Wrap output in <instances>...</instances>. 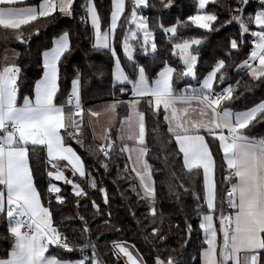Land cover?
I'll return each mask as SVG.
<instances>
[{
    "label": "snow or ice",
    "instance_id": "1",
    "mask_svg": "<svg viewBox=\"0 0 264 264\" xmlns=\"http://www.w3.org/2000/svg\"><path fill=\"white\" fill-rule=\"evenodd\" d=\"M193 4L195 14L166 23L181 7L177 0H111L108 17L97 0H0V240L8 242L0 264H187L194 231L203 234L198 264H264V135L252 131L264 125V99L236 106L245 91L264 86V0ZM60 17L76 21L91 50L110 57V102L86 107L87 77L104 75L96 65L73 68L62 92L63 70L81 34L71 28L41 41L33 61L40 74L21 102L25 66L9 45L30 47ZM190 25L203 32L178 30ZM229 25L238 31L213 42ZM232 67L240 79L230 76ZM58 95L66 99L58 102ZM150 133L167 153L170 191L177 200L188 194L197 202L183 209V228L158 209ZM70 141L85 149L91 164ZM172 159L180 163L176 170ZM113 167L145 207L140 217L134 210L130 215L150 245L149 259L127 240L99 242L106 231L122 229L112 220L107 188L98 186L91 169L108 173ZM37 172L46 180L45 199ZM61 184L71 186L76 212L57 222L53 204L67 201ZM86 188L98 190L109 210ZM82 201L90 202L91 217L81 214L88 208ZM97 218L101 223H90ZM73 219L78 228L64 223ZM173 229L182 235L177 247H168Z\"/></svg>",
    "mask_w": 264,
    "mask_h": 264
},
{
    "label": "trees",
    "instance_id": "2",
    "mask_svg": "<svg viewBox=\"0 0 264 264\" xmlns=\"http://www.w3.org/2000/svg\"><path fill=\"white\" fill-rule=\"evenodd\" d=\"M40 0H29L30 4H38ZM79 2V0H78ZM177 3L181 6L178 8L171 16L165 18V22L171 21L175 23L177 17L185 21L189 14H195L193 11V0H177ZM98 8L101 12L102 17H108L110 15L111 0H97ZM212 7V5H209ZM220 11L221 20L224 18L225 13L222 9ZM151 16L155 15L154 12L148 13ZM190 24V22H188ZM254 27V26H253ZM71 28L74 32L79 31L81 34L77 38L76 49L73 52L72 56L69 58L67 63V68L64 69V73L67 78L62 79L61 81V90L64 92L70 87V80L72 78V70L75 67L86 66V65H96L103 69V77L98 74H93L87 77L88 83L84 85V91L86 95L84 100L86 102V107L97 105L101 103L110 102V86H109V73H110V57L103 51L94 52L91 50V44L87 36L84 34L83 28L79 27L76 21L69 18L60 17L54 24H50L47 28L42 30V35L39 39L35 36L31 42L30 47L18 43H11L9 47L14 49L20 57V62L24 67V84L21 87V102L24 95H31L33 82L38 79L40 74V69L34 64L36 58V50L39 48L41 41L47 43L49 37L54 33L59 32L61 29ZM90 28V26H89ZM181 32H188L193 35H198L203 30L196 29L194 25H190L188 28L178 29ZM238 31V26L229 25L227 30L221 29L219 34H214L212 36L213 42H218L223 40L225 37L229 36L230 33H236ZM119 33V29H118ZM158 40L160 39V34H157ZM159 47V45H158ZM3 45L0 44V54H2ZM203 53L207 54V46L202 50ZM161 55L166 56L168 53L162 51ZM123 60V57H122ZM143 62V61H142ZM236 69L234 67L229 69L230 76H235ZM236 79H240L239 76H235ZM245 79L247 77L245 76ZM179 87H184V82L181 81L178 85ZM243 91V89H241ZM66 99L65 95H58L57 101L61 102ZM264 99V86H257L252 91H245L244 95L240 100L236 101V106L238 108H243L245 106H251L254 102H259ZM123 115V112H121ZM149 129H151V123H149ZM253 134L260 136L264 135V125H257L253 130ZM211 139V138H209ZM149 145H150V163L154 166V179L156 180L157 194H158V209L162 211L166 217L170 218V222L173 224L179 223L183 228V209L191 210L195 207L196 201L193 196L188 194H183L179 200L176 199L175 195L170 191V168L171 166L166 167L164 164V157L167 155L166 152L158 150V146L152 137L151 133L148 136ZM72 147L85 159L86 165L92 163L91 156L81 148L79 145L75 144L74 141H70ZM87 143V141H86ZM215 148V145H212ZM171 159V158H170ZM120 168L122 169L125 163V159L122 157L118 162ZM172 165H175L176 170L179 168V161L172 159ZM42 171V169H41ZM92 175L96 177L98 186H103L107 188L109 201H110V210L112 212V220L117 222V226L121 227L122 232L116 233L114 231H106L104 235L100 236V243L110 244L113 240L121 239L127 240L129 244H135L136 247L140 250V253L145 256V259H149L147 253H149L150 245L144 240L143 233L140 231L136 224V220L130 215V211L134 210L137 213V217H140L142 213L145 212V207L141 203H137V198L135 194L132 193L129 189V183L122 182L118 179L117 169L113 167L110 172L105 173L103 169L92 168ZM217 179L219 180V169L217 170ZM185 186H189L188 182L185 180ZM36 184L38 190L42 194V199L46 198L45 188L46 180L44 175L41 172L36 174ZM62 190L67 196L66 204L60 208H56V205L53 204L54 210V221H61L64 216H73L76 212L74 207V200L71 195V186L63 185ZM89 192L91 199H95L98 204H100L103 211L109 210L103 204L102 194L98 190H93L86 188ZM121 192L125 193V196H121ZM87 203L88 208L86 211L82 210L81 214L86 217L92 216V208L89 201H82V204ZM65 224H71L72 227L78 228L80 222L78 219H73L71 221L64 220ZM90 223L97 224L101 223L100 219L90 220ZM192 223L195 227L197 221L193 217ZM0 234H4V230L0 227ZM182 233L177 232L176 230H171L168 233V241L166 242L168 247H177ZM203 241V234L199 231H194L192 235V240L189 243V247L185 253V259L187 264H198L199 254L198 249L201 248ZM8 247V242L0 240V254L4 248ZM196 257V259H192ZM78 258V257H77Z\"/></svg>",
    "mask_w": 264,
    "mask_h": 264
},
{
    "label": "crops",
    "instance_id": "3",
    "mask_svg": "<svg viewBox=\"0 0 264 264\" xmlns=\"http://www.w3.org/2000/svg\"><path fill=\"white\" fill-rule=\"evenodd\" d=\"M17 53V52H16ZM103 104H105V103H101V104H97V105H92V106H89V107H99V106H101V105H103ZM86 119H87V116H86ZM201 264H202V262H201Z\"/></svg>",
    "mask_w": 264,
    "mask_h": 264
},
{
    "label": "rangeland",
    "instance_id": "4",
    "mask_svg": "<svg viewBox=\"0 0 264 264\" xmlns=\"http://www.w3.org/2000/svg\"><path fill=\"white\" fill-rule=\"evenodd\" d=\"M37 4V3H36ZM35 5V4H34ZM199 260H200V257H199Z\"/></svg>",
    "mask_w": 264,
    "mask_h": 264
}]
</instances>
